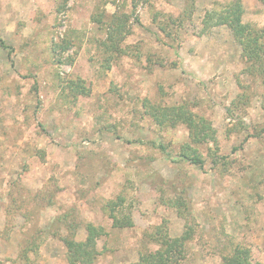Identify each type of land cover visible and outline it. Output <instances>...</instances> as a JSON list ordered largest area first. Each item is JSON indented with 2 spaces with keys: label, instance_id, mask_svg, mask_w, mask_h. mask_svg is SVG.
Masks as SVG:
<instances>
[{
  "label": "rangeland",
  "instance_id": "1",
  "mask_svg": "<svg viewBox=\"0 0 264 264\" xmlns=\"http://www.w3.org/2000/svg\"><path fill=\"white\" fill-rule=\"evenodd\" d=\"M231 1L0 0V264H70L61 238L89 222L106 230L93 264L138 262L160 225L193 228L180 264H223L237 244L264 264V52L250 67L206 18ZM235 1L264 47V3ZM113 16L129 17L122 33ZM78 78L88 94L72 93ZM146 98L210 119L227 165L213 142L198 146L204 167L181 161L189 129L159 125ZM119 195L132 228L105 208ZM178 196L181 212L164 204Z\"/></svg>",
  "mask_w": 264,
  "mask_h": 264
},
{
  "label": "trees",
  "instance_id": "2",
  "mask_svg": "<svg viewBox=\"0 0 264 264\" xmlns=\"http://www.w3.org/2000/svg\"><path fill=\"white\" fill-rule=\"evenodd\" d=\"M261 1L264 3V0ZM243 13L244 8L241 2L233 0L227 4L226 9L221 11V13L208 11L206 18L207 20L210 19L214 21V25H227L229 27L236 42L241 46V58L246 64H250V67L254 68L256 66V61L261 58L264 52V47L263 43L260 42V35L255 32L250 24L243 21ZM112 18L114 32L122 33L126 28L129 17L126 16L122 18L124 20L119 19L118 21H116L114 16ZM136 21L140 23L139 18H136ZM162 29L166 31L165 27H162ZM114 35L115 34L112 33L110 37L113 38ZM121 43L122 40H112V43L109 45H104L108 47V50L117 53L126 52V48H123ZM0 47L4 49L10 48L1 38ZM70 83L69 86L73 94L85 95L90 92L84 85V80L82 78L72 80ZM143 107L145 108V112L150 114L159 125L177 127L183 124L187 126L190 140L181 147L178 154L181 161H189L200 168L204 167L206 158L200 153L198 146L213 142L216 145L215 151H213V149L210 150L213 164L222 163L224 166L227 165V162H225L227 157L216 154L219 147H217V129L213 122L207 117L194 112L188 103L162 106L155 105L146 98L143 101ZM161 148L164 152H167L164 145H161ZM125 202L126 198L123 195H119L116 199L107 201L105 208L109 213V218L112 220L114 228L123 229L135 226L133 212L125 206ZM164 204L177 209L179 212L182 211L183 207L187 206L185 198L182 196L168 198L164 200ZM74 226L76 225L71 224V227ZM192 230L193 228L187 225L185 231L181 235L171 236L168 232L164 231L162 225L158 226L152 236H149L150 240H148L150 244H157L158 248L155 250L147 248L140 253L138 262L127 264H180L181 260L186 258V244L194 235V231ZM85 231L86 235L84 239H78L75 233L62 236L61 238L67 247V258L70 264H93L101 253L98 248V239L106 234L105 228L101 225L89 222L85 225ZM223 264L259 263L253 260L252 252L248 247L237 244L232 252L224 256Z\"/></svg>",
  "mask_w": 264,
  "mask_h": 264
}]
</instances>
